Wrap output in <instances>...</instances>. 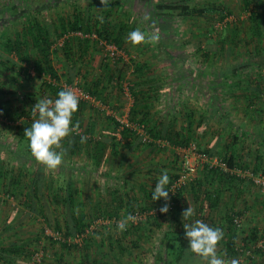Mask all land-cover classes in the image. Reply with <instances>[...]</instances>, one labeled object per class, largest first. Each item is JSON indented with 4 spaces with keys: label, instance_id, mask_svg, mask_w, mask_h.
<instances>
[{
    "label": "rangeland",
    "instance_id": "1",
    "mask_svg": "<svg viewBox=\"0 0 264 264\" xmlns=\"http://www.w3.org/2000/svg\"><path fill=\"white\" fill-rule=\"evenodd\" d=\"M42 2L43 4H41ZM193 3L198 8L205 7L207 9L204 16L175 19L171 25L170 35H161L163 39L161 49L157 47V42L155 44L144 42L135 47L126 42L125 48L128 49V53L123 51L112 58L103 43L94 46L96 52H94L93 62L86 66L85 71H91L96 77L101 74L100 64L105 59L108 63L118 62L122 65L118 60L122 55L123 61H125V70H127L124 80L126 93L121 95L119 102L113 99V105L116 108L111 107L108 102L103 104L101 101H94L95 110L91 111V108H87L83 119L86 121L91 113L94 115L97 120L93 133L95 139H101L114 132L119 138V130L114 131L113 124L107 118L109 116L117 120L126 118L133 101L126 87L128 85L126 80L131 79L132 61L148 60L154 72L166 71L163 89L158 94L161 98L151 108L152 111L166 110L168 98L175 103L177 109H181V105H186V108L194 110L198 117L207 109L209 99L216 95L220 98L221 107L227 106L231 123L230 135L232 133L237 136L238 141L232 144V137L223 129L224 126L218 120H212L207 130L196 136L193 143L202 152L214 148V157H217L220 162H224L222 158L225 153L233 152L238 163L243 165L241 168L250 171H253L254 165L259 160L257 157L261 155L262 167H264V114H261V111H264V89L260 100H257L250 108V111H253L251 113L253 116L250 117V111L245 113L247 101L244 98L235 101L233 95L230 94L233 88H228L224 84L212 86L208 76L213 70L218 73V69L226 64H237L235 62L239 56L237 52L245 53L244 48L241 47L233 49L231 53L223 48L220 51L216 50L219 47V40H224L225 36L229 40L228 35L235 24V19L237 26L243 25L240 27L242 31L243 28H246L247 15L243 9L244 0H193ZM87 5L86 0H0V44L5 35H16L30 16H37L52 26V22L57 21L59 17L69 18L76 8L84 10ZM101 5V0H95V13L100 11ZM31 6L35 7L34 9L38 13H33L34 10ZM227 10H229V14L226 13L224 19H220V13ZM149 12L150 6L144 0H129L127 4L121 3L113 10V18L126 22L129 19L135 29L139 28L142 31L141 20ZM240 14L244 15V18H239ZM9 57L18 64L14 66L7 58H0V92L5 93L2 99H10L17 111L21 112L29 97H33L37 101L43 97L49 98L46 89L42 86L45 78L38 77L32 69L24 70L27 68L24 63L15 57L10 55ZM64 61L61 54L54 58V64L61 72H67L70 67L69 62ZM19 64L24 69L20 68ZM257 69L262 73L261 69L263 68H255V66L241 71L243 77L239 80L242 79L240 81L242 85L236 92L248 89L253 84L251 81L260 79ZM216 81L219 80L216 79ZM73 87H77V82ZM97 103L100 104L97 105ZM229 103L230 107H228ZM119 105L122 107L120 108ZM175 112L177 113V111ZM35 118L33 114L29 118L21 117L11 121H5L0 117V237L3 244L12 245L18 241L23 245L22 253L18 259L6 262L8 259L4 256L0 259V264H35L36 262L42 264H89L93 258H102L111 264H155L157 250L163 247L160 245L163 233L169 229L176 230L175 224L168 216H159L158 222L154 221L151 217L153 215H149L150 210L145 212L146 218L137 224L129 222L128 233L127 235L123 234L124 231L117 229V222L129 214L116 206V203L120 199L127 200L130 197H135L143 206H159L160 201H153L150 197H145L144 193L154 189V183H157V178L162 172L166 171L168 174L182 172V155L172 147L158 146L160 147L158 150V147L146 143L133 147L131 151L127 152L125 148H121V152L114 157L109 148L101 165H95L88 156V149L83 146L81 152L72 156H64L62 164H64L63 171L66 175H62L60 173L61 166L55 170H49L38 163L31 153H27L29 150L28 139L24 136V132L28 126H31ZM76 130L83 132V128ZM259 132L261 135L258 134ZM64 142H61V148L58 151L65 152ZM226 145H228L227 149ZM14 151H17V155L12 154ZM124 154L129 155L127 159H122ZM39 166L43 167L44 184L41 192L43 195H39L40 198L35 201V204L37 206L43 204L44 211L48 212L53 219L51 223H55V218L64 219L65 206L62 203L57 204L51 197L52 193L58 191L60 185L64 187L67 181L71 180L72 189L78 191L72 209L74 211L83 210L88 220L92 221L85 233L67 239L62 232L57 233L49 226L43 214L33 212L27 206L31 180ZM209 166L210 162L208 161H198L194 180L182 188L187 205L194 210L193 217L203 215L211 219L214 225L223 230L222 240L224 241L228 232L226 215L240 214L243 217V222L240 228H236V236L243 238L251 233L252 228L256 227L263 235L260 238L263 241L264 193L251 180L247 179L246 184L241 185L243 187L241 193L237 194L234 190L225 189L221 201L216 207L210 209L204 207L203 204H206L204 200L206 191L212 189V185L207 187V181L197 192V196L200 197L199 201H195L192 185L198 179H204L203 175L208 172ZM217 185V183L214 184V186ZM96 205L105 209V212H109L110 215L101 214L95 218L94 207ZM193 217L187 223L194 221ZM141 222L142 226L137 229L133 228L132 224L138 226ZM156 222L159 225H156ZM109 234L113 239L121 240L123 243L121 245L126 248V251L121 252L120 246L111 248L109 242L103 240ZM89 236L95 239L94 242L92 240L86 242L85 239H88ZM64 241L77 244V246L66 249L61 245ZM133 243L137 244L136 247L132 246ZM238 244L240 245L242 242H238ZM219 249L217 248L218 256L222 257L226 264H231L233 259L225 257L223 247ZM243 250L247 254L244 253L242 258L238 259L239 264H257V261L261 259L264 261V255L257 256L254 252ZM246 255H253L255 262L246 260ZM196 260L198 261V258ZM245 260L246 262H244Z\"/></svg>",
    "mask_w": 264,
    "mask_h": 264
},
{
    "label": "trees",
    "instance_id": "2",
    "mask_svg": "<svg viewBox=\"0 0 264 264\" xmlns=\"http://www.w3.org/2000/svg\"><path fill=\"white\" fill-rule=\"evenodd\" d=\"M86 1L88 5L84 10L76 8L69 18L59 17L57 21L52 22V26L40 20L37 16H30L28 20H26V24L21 27L16 35L4 36L0 44V58H7V60L15 66L18 63L12 60L9 55L15 57L18 61L27 66V68L24 69L21 67V64H19L20 68L24 70L32 69L38 77L43 76L45 81L42 82V86L46 89L45 91L49 98L54 99L60 90L68 88L67 86H74L77 82V87L86 93V95L94 98L95 102L96 100L97 102L101 101L103 104L104 102H108L111 107L116 108L115 105H113V99L119 102L121 95L126 93L124 80L127 70H125L124 57L121 55V57L118 58L122 65L118 62L108 63L105 59L104 62L100 64L101 74L96 77L91 71H85V68L93 62L94 52H96L94 46L96 44H113L122 52L128 53V49L125 48L127 34L135 30V28L129 19L127 22L118 19V21L115 20L113 18V10L121 3L127 4L129 0H108L106 5L102 3L99 9L100 11L97 13L94 11L95 0ZM144 2L150 6V12L147 15L150 19L145 20L146 16L142 18L141 29L146 34H159L160 39L157 42V47L159 49H161L163 45L161 35H170L171 25L175 19L201 17L204 16L207 11L205 7H196L193 0H144ZM41 4H43V2ZM243 7L247 15L246 28H243L242 31L240 27H243V25L240 27L237 26V21L234 20L235 24L228 35L229 40L227 36L224 38L225 41L219 40V47H217L216 50L220 51L223 48L231 53L233 49H239L241 47L244 48L245 53L241 54L237 52V54H239L237 64H226L221 69H218V73L213 70L208 76L212 86L224 84L228 86V88H233L230 94L233 95L235 101L244 98L247 101L245 113H248L255 102L260 100L264 89V5L261 0H244ZM34 8L35 7H32L34 10L33 13H38ZM226 13L229 14V10L221 12L220 19L223 20ZM175 30L177 31V27ZM226 40H228V42H226ZM172 43L175 44V42ZM60 54L64 57V62H69L70 64L67 72H61L54 64V58ZM251 66L260 69L261 67L263 68L261 69L262 73L257 69L259 70L258 77H260V79L258 78L251 81L253 84H251L248 89L245 88L244 91L238 90V92H236L242 85L240 82L242 79L239 80L243 77L241 76V71L249 69ZM165 77L166 71H162V73L154 72L148 60L137 62L133 60L131 79L129 81L126 80V82H128V85H126L127 91L133 99L127 114L128 120L132 125H143L151 138L150 142L143 141L141 136L132 127L122 126L119 120L111 116L107 119L113 124L114 131L119 130L120 137L118 138L114 132L101 139H95L93 133L97 120L92 113L86 121L83 119L84 112L87 108H91V111L95 110L93 106L94 101L91 102V100L78 97V110L74 113L72 119L77 128H83V132H77V128L75 127L76 129L74 128L70 135L65 138V142L63 140L65 145V156H72L77 152H81L83 146H85L88 149V156L93 160L95 165H101L109 148L114 157L121 152V148H125L127 152L129 150L131 151L133 147L146 143L153 147H161V145L153 142L155 139L166 140L171 147H187L193 143V140H196V136L202 134L204 130H207L212 120H218V122L224 126L223 129L230 135L231 123L227 106L221 107L219 102L220 98L216 95L209 99L207 109L198 117L197 113L192 109L186 108V105H181V109H177L175 103L168 98L166 110L158 109L152 111L151 108H153L156 102L161 98L158 94L163 89ZM216 79L219 81H216ZM4 94L5 93L0 92V117L2 119L11 121L15 118H29L32 115V107L37 102L35 98L29 97L26 100L25 108L22 109L21 112H18L10 99H2ZM98 104L100 103H97V105ZM230 106L229 103L228 107ZM119 107L121 108L122 105H119ZM175 111H177V113ZM252 112L251 110L249 113L250 117L253 116L251 114ZM261 114H264V111H261ZM2 124L4 125V123ZM120 126H122L121 129H119ZM258 134L261 135V132ZM230 136L232 137V144L238 141L237 136H234L232 133ZM82 137L85 138L83 142L81 141ZM160 147L157 149L160 150ZM227 147L228 145H226V149ZM203 152L210 156H214L215 149L204 150ZM27 153L30 154V150H28ZM12 154L17 155V151L12 152ZM128 156L129 155L124 154L122 159H127ZM257 158L259 160L254 165L253 171L256 173H264L261 155H258ZM222 159L229 168H241V166H243L238 163L239 161L236 160L233 152L230 154L225 153ZM63 165L64 164L61 165L62 168L60 169L62 171H60V173L66 175L63 171ZM168 175L169 184L167 187L170 191V187L178 178L179 174L170 173ZM203 176L204 179H198L196 183L192 185V189L193 192H195V201L198 202L200 197L197 196V192H199V189L202 188L207 181V187L212 185V189L206 191L207 194L204 199L206 204L203 203L204 207L209 209L216 207L221 201V196L225 190L223 187L228 186L231 190L234 189V191L238 192L241 190V185H245L249 180L236 174L224 172L217 167L215 169L211 167ZM216 183L218 187L220 186L219 188H215L214 184ZM43 184V167L39 166L31 180L30 194L26 203L31 211L43 214L49 226L57 231V233L62 232L67 239L85 233L92 221L88 220L83 210L74 211L72 209L75 203V195L78 193L77 189H72V181L68 180L66 186L63 187L60 185L57 189L58 191L52 193L51 199L57 204L62 203L66 209L64 219L60 220V218H55V223H51L53 219L48 212L44 211L43 204L39 206L35 204V201L40 198L39 195H43L41 193ZM154 185H156V183H154ZM63 190L65 191L64 193L62 192ZM152 190L153 189L149 192H145V197L151 198ZM182 191V188L178 187L173 193H171V191L169 192L168 198L172 202V205L167 213H153L157 207L165 206V200L163 198L158 200L160 201L159 206L154 207L153 205L143 206L135 197H130L127 200L120 199L119 202L116 203V206L123 209L126 214H133L136 211L145 213L151 210L149 215H153L151 217L154 221L159 220V216H168L175 224L176 230L169 229L163 233L160 243L163 247L157 250L155 264H201L199 257L186 251L188 248V240L185 238L183 224L187 223L188 220H183L182 213L189 206L183 197ZM101 214L106 216L110 215L109 212H105V209L99 208L96 205L94 207V217L98 218ZM201 217L203 219L202 221L209 226L217 227L208 217L203 215H201ZM191 218L189 220H191ZM193 219L199 220L200 216L193 217ZM225 220L228 225L227 237L226 240H221L218 244L223 245L225 248L226 258L235 256V259L238 260L242 252L238 251L235 246L236 226L230 214L226 215ZM157 222L156 225H159ZM132 226L134 229H137L139 226H142V222L138 226L133 224ZM128 230L127 228L123 234L127 235ZM260 233L261 232L256 227L252 228L248 241L245 242V250L254 252L257 256L259 254L264 255V240L262 244L263 247L257 246V243L262 240L260 238L263 236ZM85 240L86 242H90L91 240L94 242L95 239L89 236L88 239L86 238ZM103 240L108 241L110 247L113 249L120 246L121 252L126 251V248L121 245L123 244L121 240L113 239L110 234L106 235ZM61 245L66 249L72 248L71 246H77V244H70L66 241L62 242ZM136 245V243H133L132 246L136 247ZM22 248L23 245L18 241H15L12 245L3 244L0 237V259L6 256L8 259L6 262H12L11 259L14 260L15 258H19L22 253ZM35 264L42 263L36 262ZM89 264L111 263L102 258H93Z\"/></svg>",
    "mask_w": 264,
    "mask_h": 264
},
{
    "label": "clouds",
    "instance_id": "3",
    "mask_svg": "<svg viewBox=\"0 0 264 264\" xmlns=\"http://www.w3.org/2000/svg\"><path fill=\"white\" fill-rule=\"evenodd\" d=\"M106 5L108 0H101ZM150 19L145 17V20ZM160 39L158 33L146 36L139 28L127 34L126 42L132 46L144 42L155 44ZM79 98L71 88L60 90L54 99L43 97L32 107V114L36 117L27 127L24 136L28 139V147L31 156L49 170H55L62 165L65 152L58 151L61 142L70 135L76 125L73 123V115L77 112ZM85 138H81L83 142ZM169 175L162 172L157 178V183L151 192V199L158 201L169 197ZM161 213L168 212V206L160 208ZM194 216V210L188 207L183 213V220H189ZM135 216L129 214L117 222V229L125 231L129 222L135 223ZM185 238L188 240L186 251L200 258L201 264H226L225 260L218 256L217 245L223 239L224 232L220 227H211L201 220H194L183 224ZM231 264H239L236 259Z\"/></svg>",
    "mask_w": 264,
    "mask_h": 264
},
{
    "label": "built area",
    "instance_id": "4",
    "mask_svg": "<svg viewBox=\"0 0 264 264\" xmlns=\"http://www.w3.org/2000/svg\"><path fill=\"white\" fill-rule=\"evenodd\" d=\"M103 45L106 47L105 49L108 50V53L112 58L114 56H118L122 52L113 44L103 43ZM67 87L71 88L79 98H82V99L84 98V99H88L91 101H95L94 98L86 95V93L81 91L79 88L73 87V86H67ZM118 120L121 122L122 126L125 125V126L132 127L141 136V139L143 141H148V142L151 141V138L147 134V131L143 125H138V124L132 125L131 122L128 120L127 116L123 120H120V119ZM122 126H120V129L122 128ZM77 132L79 131L77 130ZM153 142L158 145H161L162 147H165V146L171 147L166 140L155 139L153 140ZM172 148H174L178 153L182 155L183 170L182 172L179 173L178 178L174 181V183L170 187L171 193H173L178 187L183 188L184 185L194 180L195 173L197 171L196 169H197L198 161H203V162L208 161L210 162V166H209L210 168L217 167V168H220L224 172H228L230 174H236L242 178L249 179L254 183L255 186H257L260 189L262 193H264V173L263 172L256 173L252 170L250 171L249 169H242L238 167L229 168L225 162L218 161L217 157L210 156L205 152L199 151L198 147L194 143H191L187 147H172ZM165 204H167L168 210H170L172 202L170 201L169 198L167 201H165ZM161 207L163 206L157 207L153 213L160 212ZM131 215L135 216L136 218L134 224H137L140 220L145 219L147 216L146 213L139 212V211H136ZM230 215L232 216V220L236 228H240L243 222L242 215L237 214V213H231ZM199 220L201 221L203 220L201 215H200ZM262 244H263V241L260 240L257 243V246L263 247Z\"/></svg>",
    "mask_w": 264,
    "mask_h": 264
},
{
    "label": "crops",
    "instance_id": "5",
    "mask_svg": "<svg viewBox=\"0 0 264 264\" xmlns=\"http://www.w3.org/2000/svg\"><path fill=\"white\" fill-rule=\"evenodd\" d=\"M262 2H263V0H261ZM243 9H244V7H243ZM241 15V14H240ZM239 18H244V15H241ZM236 20V19H235ZM235 60V59H234ZM235 62H237V59L235 60ZM231 64V63H230ZM220 187V186H219ZM218 187V185L217 186H215V188H219ZM223 188H225V189H227L228 191L230 190V191H232L230 188H228V186H225V187H223ZM241 190L240 191H235L237 194L238 193H241L242 191H243V187H241L240 188ZM234 190V189H233ZM248 237H249V235H247V236H244L243 238H239L238 236H236V239H235V246H236V249L238 250V251H241L242 252V254H240L239 255V258L241 257L242 258V256H243V254L245 253L244 252V250L243 249H245V242L246 241H248ZM226 240V239H225ZM238 242H242V244H238ZM219 245V246H218ZM217 245V248H218V250H220L219 248H221V247H223V245H221V244H218ZM224 248V247H223ZM224 252H225V248H224ZM248 252V251H247ZM245 254H247V253H245ZM248 254H250V253H248ZM225 257H226V252H225ZM238 258V259H239ZM228 259H235V256H230V258H228ZM246 260H248V261H253V255H251V256H248V255H246ZM246 260L244 261V262H246ZM239 261V260H238ZM253 262H255V260L253 261ZM258 263L257 264H262V263H264V261L261 259V260H259V261H257ZM246 264V263H245Z\"/></svg>",
    "mask_w": 264,
    "mask_h": 264
}]
</instances>
